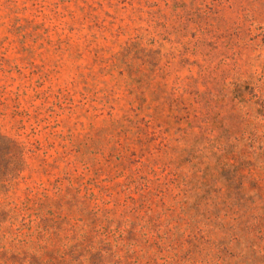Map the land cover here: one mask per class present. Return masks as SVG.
Masks as SVG:
<instances>
[{"label":"rangeland","instance_id":"1","mask_svg":"<svg viewBox=\"0 0 264 264\" xmlns=\"http://www.w3.org/2000/svg\"><path fill=\"white\" fill-rule=\"evenodd\" d=\"M264 0H0V264H264Z\"/></svg>","mask_w":264,"mask_h":264},{"label":"trees","instance_id":"2","mask_svg":"<svg viewBox=\"0 0 264 264\" xmlns=\"http://www.w3.org/2000/svg\"><path fill=\"white\" fill-rule=\"evenodd\" d=\"M260 111H261V113L264 112V104H262V105L260 106Z\"/></svg>","mask_w":264,"mask_h":264}]
</instances>
